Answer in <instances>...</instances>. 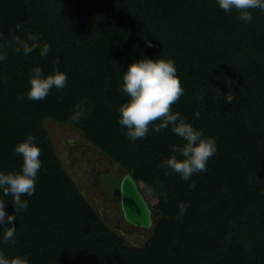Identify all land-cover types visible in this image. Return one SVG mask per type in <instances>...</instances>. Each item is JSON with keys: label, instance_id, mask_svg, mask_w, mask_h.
Returning a JSON list of instances; mask_svg holds the SVG:
<instances>
[{"label": "trees", "instance_id": "obj_1", "mask_svg": "<svg viewBox=\"0 0 264 264\" xmlns=\"http://www.w3.org/2000/svg\"><path fill=\"white\" fill-rule=\"evenodd\" d=\"M251 11L246 23L216 0H0V170H21L14 145L28 134L42 161L35 193L22 196L29 206L16 214L15 243L0 248L30 264H264V11ZM29 34L51 45L46 56L16 50L17 37L32 43ZM158 55L175 61L184 88L172 111L217 143L194 188L160 167L171 145L184 142L170 127L155 132V121L132 142L117 123L127 100L123 71ZM35 66L66 72L65 87L29 99ZM41 119L71 125L137 184L153 186L155 228L141 247L85 200ZM0 198L15 211L11 195L0 190ZM231 223L241 236L226 241Z\"/></svg>", "mask_w": 264, "mask_h": 264}, {"label": "clouds", "instance_id": "obj_2", "mask_svg": "<svg viewBox=\"0 0 264 264\" xmlns=\"http://www.w3.org/2000/svg\"><path fill=\"white\" fill-rule=\"evenodd\" d=\"M218 6L225 12L233 9L238 14V19L250 23L253 20L252 9L264 11V0H216ZM17 51L22 50L25 54L40 49V55L46 56L51 45L48 42L39 41L38 34H29L31 44L19 37L16 38ZM4 56L0 55V60ZM68 76L66 72L54 69L45 74L42 67L35 66L30 70L28 88L26 95L31 100L45 98L50 90L55 87H65ZM121 90L126 94L127 100L119 106V117L117 123L126 127V135L132 141L146 138L149 132V125L152 130L160 132L161 129L171 128V131L180 137L182 144L171 145L172 153L163 158L160 167L170 169L171 172L179 174L184 181H190L189 186L195 187L193 174L207 171V162L217 151V143L214 137L206 135L202 128L195 127L179 111H172L171 106L181 97L184 88L177 74L175 61L171 58H164L161 55L156 57L144 56L133 60L123 71ZM232 95H225L227 102L233 100ZM82 113L77 111L69 119L78 121ZM199 112L196 116L199 117ZM36 137L28 134L22 141L14 145V152L20 154L23 162L19 171L0 170V190L3 195H11L10 200L15 211H6V200L0 198V243H15L16 225L14 223L17 213L26 210L29 200L22 196H32L36 191L38 171L41 168V148L35 142ZM165 174H170L168 171ZM187 205L181 204L180 211H186ZM0 264H30L26 255H8L3 248H0Z\"/></svg>", "mask_w": 264, "mask_h": 264}, {"label": "rangeland", "instance_id": "obj_3", "mask_svg": "<svg viewBox=\"0 0 264 264\" xmlns=\"http://www.w3.org/2000/svg\"><path fill=\"white\" fill-rule=\"evenodd\" d=\"M39 123L47 132L62 168L101 220L112 231L123 236L128 245L141 247L150 236L152 228L132 227L122 217L118 192L123 169L91 145L71 125L56 123L51 119H41ZM138 186L153 216L156 203L153 186L143 182H139ZM153 221L155 223L154 218ZM230 227L226 241L241 236L234 223ZM247 237H243L244 240Z\"/></svg>", "mask_w": 264, "mask_h": 264}, {"label": "water", "instance_id": "obj_4", "mask_svg": "<svg viewBox=\"0 0 264 264\" xmlns=\"http://www.w3.org/2000/svg\"><path fill=\"white\" fill-rule=\"evenodd\" d=\"M119 206L124 221L132 227L152 230L155 228L149 204L137 182L125 171L119 182Z\"/></svg>", "mask_w": 264, "mask_h": 264}]
</instances>
